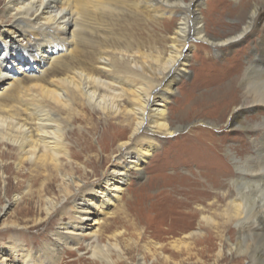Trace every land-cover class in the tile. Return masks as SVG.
<instances>
[{
  "label": "bare ground",
  "instance_id": "obj_1",
  "mask_svg": "<svg viewBox=\"0 0 264 264\" xmlns=\"http://www.w3.org/2000/svg\"><path fill=\"white\" fill-rule=\"evenodd\" d=\"M191 2L0 0V183L8 182V175L13 174L19 183L15 190L3 186L5 198L25 183L22 193L40 200L41 212L34 223L53 217L59 221L55 240L34 250L21 237L25 226L11 223L12 236L0 244V264H61L66 250L80 254L78 246L83 243L91 249L92 258L114 264L109 248L118 250L116 242L98 244L100 216L118 198L127 173L140 170L158 146L154 137L172 135L189 125L171 123L166 106L178 75L188 71L191 42H207L215 48L247 38H252L250 56L235 78L243 91L240 101L233 95L230 79L202 94L197 104L214 105L217 110L232 106V118L225 121L229 130H245L250 135L263 131L251 138V150L228 149L236 172L222 168L215 148L219 144L209 147L208 159L193 172L191 191L199 208L187 211L190 207L184 202L185 207L170 214L171 218L180 216L183 231L172 245L178 248L177 256L202 263L200 256L211 251L212 240L220 238L217 259L223 255L224 241L228 254L243 256L249 264L259 255L257 264H264V117L259 123L256 119V125L237 124L239 116L264 110V0L241 16L238 30L219 39L209 37L196 11L202 0ZM165 13L169 19L176 14L177 21L160 40L151 38L154 33L150 36L149 29L158 23L154 18ZM95 113L115 120L108 123V130L118 124L129 130L116 152L109 154L108 169L97 179L95 170H88L94 157L86 152L82 133L86 127L95 130ZM79 119L86 127L76 123ZM73 136L78 148L70 141ZM34 183H39L36 190H32ZM54 183L59 192L56 199ZM20 199L16 192L13 203ZM8 203L12 201L0 205V213ZM196 215L195 227L190 216ZM232 225L236 226L235 243L230 240ZM198 242L205 245L197 248ZM157 247L163 258L160 264L184 263L171 262L160 250L163 244ZM138 264L146 263L140 260Z\"/></svg>",
  "mask_w": 264,
  "mask_h": 264
},
{
  "label": "rangeland",
  "instance_id": "obj_2",
  "mask_svg": "<svg viewBox=\"0 0 264 264\" xmlns=\"http://www.w3.org/2000/svg\"><path fill=\"white\" fill-rule=\"evenodd\" d=\"M259 1L202 0L196 11L202 16L204 28L209 37L219 39L238 30L242 26V17L251 5ZM185 2L192 3L191 0H185ZM177 9L175 8V10ZM162 15L158 16L159 18H154L158 23H152L149 29L150 33H154L153 35L149 33L153 39L157 38L158 40L159 38L160 40L161 35L165 34L164 31L171 30L170 28L177 21L178 16L176 14L175 16L171 14L170 19L167 18L168 14ZM247 39L215 48L207 42H191L194 46L193 49L189 50L188 65L186 66L188 71L178 75L174 86L171 87L172 91L166 106L171 123L174 125L189 123V125H185V128L176 131L172 135H157L154 137L158 146L155 145L151 155L142 162L140 170L131 169L127 173L125 181L121 185L122 190L118 193V198L114 199L115 201L113 200L112 203H108L105 206L104 213L100 216L98 244L107 245L116 242L118 250L113 247L109 248V256L114 264H138L140 260L146 264H160L163 258L157 247L158 243L163 244L162 249L164 251L160 250L169 256L171 262L181 260L184 261L183 264H249V260L247 258L246 260L243 259V256L228 254L224 241H222L221 246L223 255L217 259L220 238L212 240L211 251L200 256L203 260L202 263L188 260L184 255L177 256L178 248L172 244L183 236V231L179 228L178 218L180 216L174 214L172 216L174 220L170 216L172 212L180 211L185 205L190 207L187 208V211L199 208L193 198V172L197 170L201 161L208 159L210 146L219 144L218 148H215L220 161L223 163L222 168L236 172L234 161L229 155L228 149H232V151L240 150L239 152L251 150V138L258 137L263 131L254 130L256 133L250 135L245 130H229L225 121H230L232 118V106L226 109L224 107L223 110L221 106L217 110L214 105L204 106L203 104L201 106L197 104L202 94L219 83H227L230 79L234 83L232 85L233 95L236 100L240 101L243 91H241L239 81H235V78L241 75L243 65L250 56L249 44L252 38ZM217 49L221 50V53H216ZM158 88L156 87V89ZM263 117L264 110L257 108L250 113L239 116L237 124L256 125ZM94 122L96 124L95 130L86 127L87 123L81 121V119L76 123L87 128L82 132L83 137H86L84 147H86L89 156L95 158L88 165V170H95L94 177L97 179L102 171L108 169L109 154L116 152L118 142L126 139L129 130L121 124L108 130V123L115 122V120L105 119L97 113L94 114ZM248 132L250 133L251 130H248ZM70 141L73 142V146L78 148L76 136L70 137ZM90 146H92V149H90ZM13 169L12 166V173ZM91 171L88 172L91 174ZM8 176V182L0 183V205L5 204L8 199L12 201V203L6 205V211L0 213V244L7 243L12 236L13 226L10 225L11 223H20V227L25 226V228L20 229V233L25 245L30 249L34 250L41 247L47 240L50 242L55 240L54 236H56L55 232L59 229V221L53 217L42 224L34 223V219L41 212L40 200L22 193L25 183H22L18 190L11 191L5 198L4 187L9 185L15 190L19 183V180L14 179L13 174ZM87 178L88 180L92 178V174ZM34 184L32 190L38 189L39 183ZM52 191L56 199V194H59L56 183H54ZM16 192L20 193L21 199L13 203ZM159 200L160 202H158ZM151 205H154L152 209ZM157 207L159 208L157 209ZM25 211L28 212L25 213ZM252 218L253 216L250 215L249 219ZM198 220L199 215L190 216V221L195 227ZM172 225H174V228L171 227ZM205 228L206 226L202 228L204 230L203 235L207 232ZM117 232H120V234L114 238L113 234ZM262 237L264 238V236ZM230 240L233 243L237 242L236 226L233 225ZM204 245V243L198 242L197 248ZM78 248L80 254L66 250L61 255V264H106L92 258L91 249L85 246L84 243L79 245ZM260 258L258 255L255 258L257 260H253L254 263L251 262L250 264L259 263ZM167 264H169L168 261Z\"/></svg>",
  "mask_w": 264,
  "mask_h": 264
}]
</instances>
